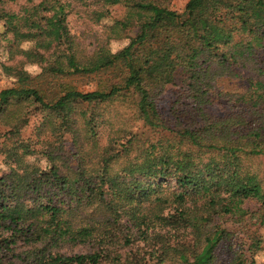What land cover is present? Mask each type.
Segmentation results:
<instances>
[{
	"label": "trees",
	"instance_id": "1",
	"mask_svg": "<svg viewBox=\"0 0 264 264\" xmlns=\"http://www.w3.org/2000/svg\"><path fill=\"white\" fill-rule=\"evenodd\" d=\"M16 1L0 0L6 54L40 73L0 64L13 79L0 90V264H217L220 244L227 264H264V232L250 230L264 228V0H186L181 12L158 0H21L4 10ZM72 2L97 25L122 5L105 41L131 28L134 37L91 62L66 26ZM104 74L114 76L88 92L59 84ZM45 78L59 90L38 88ZM222 79L240 90L218 91ZM174 83L168 126L156 98ZM118 99H131L134 125L114 129L95 110ZM214 101L222 114L208 111ZM64 137L73 166L55 147ZM37 151L44 171L24 161Z\"/></svg>",
	"mask_w": 264,
	"mask_h": 264
},
{
	"label": "rangeland",
	"instance_id": "2",
	"mask_svg": "<svg viewBox=\"0 0 264 264\" xmlns=\"http://www.w3.org/2000/svg\"><path fill=\"white\" fill-rule=\"evenodd\" d=\"M161 5L164 7L176 11L181 12L186 0H158ZM23 5V1L19 0L14 3H8L4 5V10L8 12H17L19 7ZM71 12L66 16V26L70 35L74 38V41L78 44L79 50H81L86 57H89L90 61L93 63H100L104 60L102 57L95 58V52L101 47H105L108 49L109 53H115L118 50L122 49L127 45V43L134 37L136 30L131 28L127 31L122 32L121 37L117 39H108L105 41L106 32L104 27H108L111 25L112 21L120 20L124 14V7L122 5H115L109 7V13L106 19L99 22V25L94 24L92 22V17L89 15L87 10L83 8L80 4H75L72 2L71 4ZM0 22V64L4 65H13L20 67L23 71H25L30 77H35L40 73L39 65L30 64L26 62L19 55L12 53L11 56L7 57L6 50L8 49V45L6 39L10 37L9 34H6L5 37L2 33ZM103 27V28H102ZM106 44V46H105ZM28 44H21L20 47L22 49H26ZM241 76H247L248 72L240 71ZM113 74L111 75H99L95 77V80L92 76L85 77H75L72 79H67L63 81H52L51 79L43 80L39 82L38 88H42L45 92H57L59 90L58 85L62 83V86H65L67 89L77 90L81 92L92 91L96 88V81H103L104 79L110 80L113 78ZM50 81V82H49ZM59 82L58 85L55 83ZM13 79L11 77L6 76L4 73L0 71V90L4 88H8L12 86ZM178 84V83H177ZM176 83L165 86L161 93L156 98V106L158 109V113L160 117L165 121V123L170 126V119L172 118L170 112V105L173 103L175 98L179 93V86ZM240 81L231 80L228 81L226 79H222L216 82L215 88L218 91L223 92H238ZM131 99L125 100H115L110 103H105L103 105H97L95 110L103 115L102 119L104 121H108L113 125L114 129H120L121 126L126 123L128 127L131 124L134 125L132 121V104H130ZM224 106L221 102L218 104L213 102V105L208 109V111L215 115H220L224 112ZM32 118L29 119L28 126L23 130L22 137H30L33 139V128L36 126L38 121L41 118V114L39 112L33 113ZM6 129L0 126V134L3 133ZM107 133V127L99 128V144H104L105 136ZM58 151H60L62 157H66L69 159V165L73 166V159L70 158V154L72 153L71 145L69 139L64 137L62 140L59 139L58 143L55 145ZM38 148V147H37ZM4 155L0 152V176H2L5 172H7V167L4 164L3 160ZM24 161L36 168L38 171H44L46 167V160L43 154H40V151H37L35 154L24 158ZM264 165V161L262 163ZM201 220H196L194 225H199ZM251 227L250 230L256 231V233L262 234L264 232V228ZM20 249L21 246H20ZM84 248L74 247L70 250L71 253H79L84 251ZM67 251V250H66ZM217 264H227L228 255L225 244H220L216 251Z\"/></svg>",
	"mask_w": 264,
	"mask_h": 264
}]
</instances>
